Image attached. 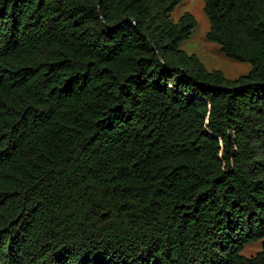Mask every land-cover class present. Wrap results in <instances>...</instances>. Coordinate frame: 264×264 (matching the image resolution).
Here are the masks:
<instances>
[{
  "label": "trees",
  "instance_id": "obj_1",
  "mask_svg": "<svg viewBox=\"0 0 264 264\" xmlns=\"http://www.w3.org/2000/svg\"><path fill=\"white\" fill-rule=\"evenodd\" d=\"M180 1L0 0V264H264V0H203L233 80Z\"/></svg>",
  "mask_w": 264,
  "mask_h": 264
},
{
  "label": "rangeland",
  "instance_id": "obj_2",
  "mask_svg": "<svg viewBox=\"0 0 264 264\" xmlns=\"http://www.w3.org/2000/svg\"><path fill=\"white\" fill-rule=\"evenodd\" d=\"M184 13L192 15L195 26L191 34L180 43L181 50L189 55H195L207 70H220L224 77L230 80L249 72L250 64L248 62L227 57L220 51L217 43L206 37L210 23L204 12L203 0H181L175 5L170 16L173 21H176ZM261 249L262 239H258L246 243L239 253L250 257Z\"/></svg>",
  "mask_w": 264,
  "mask_h": 264
}]
</instances>
